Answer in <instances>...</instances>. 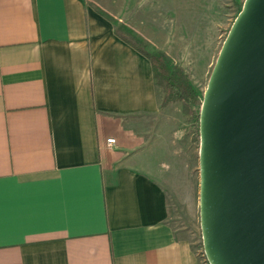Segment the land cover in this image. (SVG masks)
I'll return each instance as SVG.
<instances>
[{"label":"crops","instance_id":"0c3cea01","mask_svg":"<svg viewBox=\"0 0 264 264\" xmlns=\"http://www.w3.org/2000/svg\"><path fill=\"white\" fill-rule=\"evenodd\" d=\"M115 29L87 0H0V264H201L167 220L171 103Z\"/></svg>","mask_w":264,"mask_h":264},{"label":"water","instance_id":"95a60500","mask_svg":"<svg viewBox=\"0 0 264 264\" xmlns=\"http://www.w3.org/2000/svg\"><path fill=\"white\" fill-rule=\"evenodd\" d=\"M199 224L208 264H264V0H244L199 118Z\"/></svg>","mask_w":264,"mask_h":264},{"label":"rangeland","instance_id":"374dc122","mask_svg":"<svg viewBox=\"0 0 264 264\" xmlns=\"http://www.w3.org/2000/svg\"><path fill=\"white\" fill-rule=\"evenodd\" d=\"M123 35L162 53L171 69H182L199 101L221 45L244 0H87ZM159 98L162 91L157 88ZM171 103L169 113L177 126L173 153L184 150L187 169L175 162L167 175L172 190L168 198V223L176 236L188 238L203 250L199 224V127L183 109ZM197 109L199 102L189 103ZM200 110V107H199ZM197 111V110H196ZM199 118V111H198ZM179 123V124H176Z\"/></svg>","mask_w":264,"mask_h":264},{"label":"trees","instance_id":"16d2710c","mask_svg":"<svg viewBox=\"0 0 264 264\" xmlns=\"http://www.w3.org/2000/svg\"><path fill=\"white\" fill-rule=\"evenodd\" d=\"M115 33L126 43L131 45L143 56L149 59L152 67L153 78L155 85L162 91V98L160 100V107L163 108L169 104V102L181 101L183 109L188 111L192 120L198 119V111L201 102L198 96L194 92L189 79L186 78L182 69H171L162 53L149 51L146 47L136 40L129 39L123 35V32L119 29H115ZM199 102L198 108L193 109L189 103ZM197 110V111H196Z\"/></svg>","mask_w":264,"mask_h":264},{"label":"built area","instance_id":"2783aa9c","mask_svg":"<svg viewBox=\"0 0 264 264\" xmlns=\"http://www.w3.org/2000/svg\"><path fill=\"white\" fill-rule=\"evenodd\" d=\"M107 142H108V145L110 146V145L114 144L115 139H114V138H109V139L107 140ZM198 255H199L200 259H201V264H208V262H207V260H206V257H205V255H204L203 250H199V251H198Z\"/></svg>","mask_w":264,"mask_h":264}]
</instances>
